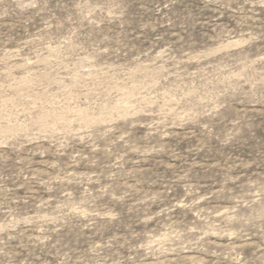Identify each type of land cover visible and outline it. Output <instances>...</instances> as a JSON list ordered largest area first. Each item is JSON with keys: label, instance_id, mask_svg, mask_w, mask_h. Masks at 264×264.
<instances>
[{"label": "rangeland", "instance_id": "374dc122", "mask_svg": "<svg viewBox=\"0 0 264 264\" xmlns=\"http://www.w3.org/2000/svg\"><path fill=\"white\" fill-rule=\"evenodd\" d=\"M0 264H264V0H0Z\"/></svg>", "mask_w": 264, "mask_h": 264}]
</instances>
